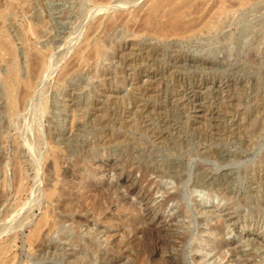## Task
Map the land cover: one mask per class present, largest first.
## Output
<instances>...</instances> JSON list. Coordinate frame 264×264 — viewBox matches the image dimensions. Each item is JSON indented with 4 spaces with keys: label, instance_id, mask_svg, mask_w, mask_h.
<instances>
[{
    "label": "rangeland",
    "instance_id": "1",
    "mask_svg": "<svg viewBox=\"0 0 264 264\" xmlns=\"http://www.w3.org/2000/svg\"><path fill=\"white\" fill-rule=\"evenodd\" d=\"M148 1L0 0V38L48 50L60 61L55 76L87 42L101 46L67 88L80 95L82 124L59 161L82 160L81 170L57 181L44 163L52 149L35 143L30 156L33 118L3 128L0 256L12 264H264V0L226 12L223 29L183 39L146 29ZM144 80L158 93L143 95ZM137 89L148 120L137 121ZM53 185L63 189L57 204L46 198ZM123 194L122 218L114 200ZM48 210L55 224L30 241Z\"/></svg>",
    "mask_w": 264,
    "mask_h": 264
},
{
    "label": "bare ground",
    "instance_id": "2",
    "mask_svg": "<svg viewBox=\"0 0 264 264\" xmlns=\"http://www.w3.org/2000/svg\"><path fill=\"white\" fill-rule=\"evenodd\" d=\"M252 1L253 0H149L145 8V27L150 32L163 38H190L201 32L205 33L212 29H223L225 26L223 16L226 12L232 8L249 5ZM120 7L123 6L118 5V8ZM96 10L94 12L98 15ZM100 10L103 12L105 8L99 9L98 12ZM94 12H92L93 14L90 13L92 17L96 15ZM102 12L100 11V14ZM16 40H19V43H17ZM128 43L127 41L125 45L128 46ZM71 45L73 46V44ZM70 51L71 48H68L66 54H69ZM100 52L101 46L97 42H87L75 53L74 62L67 65L60 76H55L60 61H56L48 50H43L37 45H29L23 37H11L9 34L3 33L0 38V140L2 138L3 128L13 127L16 118L19 116V118L23 117V120L33 118V121H35V131L30 130L33 131L32 134L34 135L32 139H29L28 143L30 156H32V144L35 143L52 149L49 155H45L44 152V163L46 169L54 170V178L57 181L62 180V182H64L68 176H72V174L81 170L79 165L83 162L80 160L77 164L71 166V168H64L62 166L63 163L59 161L62 151L60 145L68 149L69 145L77 140V131L82 124V115H80L78 110L80 95L76 93L75 90H70L69 92L67 88L71 86L72 74L76 68L85 62L91 53L98 54ZM201 65L206 67L208 62L202 60L200 61V66ZM143 84L141 90L143 95H154L158 93V89L153 86V84H155L153 81L144 80ZM212 85L217 86L215 82H212ZM67 90L68 96L64 95ZM137 90L138 99H136L135 102L137 105V121L141 119L148 120L150 115L148 113L145 114V105L141 104L142 101L139 99L140 92L139 89ZM149 97L151 98V96ZM197 97L198 95L195 94L194 98ZM193 112L197 115V118H201L199 106L195 107ZM33 121L29 122L33 123ZM68 123L70 126L67 129ZM62 124L65 125L63 129L61 127ZM132 127L133 125H131V128ZM171 127L174 129V125H171ZM32 128L34 127L32 126ZM13 141V145L11 146L12 149L10 150L12 151L15 162L17 159L16 156H18L17 154L22 151V146L15 141V139ZM53 148H56V150L54 151ZM4 153V150L0 148V158H3V156L6 157ZM35 160L39 164L37 169L39 173L43 170V167L40 166V155L35 157ZM153 160L154 162L152 163L148 160L150 164L154 163L156 165V168L152 170L154 172H160L161 175H158L160 177L166 176L168 173H163L161 170H158L164 163L160 165V163H158V158H154ZM166 160L164 162H166ZM19 163L16 165L20 166ZM168 163L170 165L167 164L169 167L165 169L166 172H174V163L171 161H168ZM14 168V172L16 168L18 170L20 169L18 166ZM88 173L89 172H87V174ZM17 174L14 175L13 173V177L17 176ZM131 189V187L127 186L125 192L128 194L131 192ZM62 192V188H57L56 185H53L47 189L46 198L57 204L58 197L61 196ZM164 193L167 194L168 200H174L178 197L177 194H169L167 191H164ZM119 198L120 197L117 196L114 202L121 207V217L123 218L126 217L127 210L124 194L120 199ZM26 208L27 204L20 206L17 211V217L20 216V213ZM55 218L53 210L44 212L31 233L30 241L36 239L44 228H51L55 224ZM76 219L77 218L74 217L67 218L71 226H77L79 220ZM70 231L69 233L71 235L76 232L75 228H70ZM66 233L67 232H64L62 235L64 236ZM76 262H78V259H76ZM0 264H12V260L0 256Z\"/></svg>",
    "mask_w": 264,
    "mask_h": 264
}]
</instances>
